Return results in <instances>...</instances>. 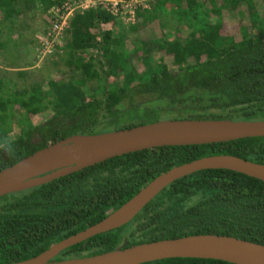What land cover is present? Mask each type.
Masks as SVG:
<instances>
[{"label":"trees","instance_id":"1","mask_svg":"<svg viewBox=\"0 0 264 264\" xmlns=\"http://www.w3.org/2000/svg\"><path fill=\"white\" fill-rule=\"evenodd\" d=\"M62 2L0 0V170L72 134L107 131L125 110L139 111V118L110 131L159 120L161 107L152 102L187 119H264V13L257 10L264 0H152L136 9L134 24L101 6L77 11L57 54L70 70L68 79L23 83L28 65L13 71L6 62L13 59L4 31L24 24L32 9L47 12ZM245 15L249 25L240 20ZM168 27L177 30H162ZM136 33L128 49V36ZM14 126L17 134L10 137ZM220 154L264 164V136L142 149L5 194L0 264L36 256L95 224L160 173ZM195 234L264 245V181L227 169L195 171L167 185L128 223L53 260ZM143 264L234 263L186 257Z\"/></svg>","mask_w":264,"mask_h":264},{"label":"water","instance_id":"2","mask_svg":"<svg viewBox=\"0 0 264 264\" xmlns=\"http://www.w3.org/2000/svg\"><path fill=\"white\" fill-rule=\"evenodd\" d=\"M258 136H264V119H160L112 131L72 134L1 169L0 197L142 149L209 144ZM203 169H227L264 181V164L227 154L203 156L160 173L95 224L51 244L36 256L9 264H143L186 257L217 259L234 264H264L263 244L217 234L161 239L126 248L117 247L92 256L53 260L72 245L128 223L167 185Z\"/></svg>","mask_w":264,"mask_h":264},{"label":"rangeland","instance_id":"3","mask_svg":"<svg viewBox=\"0 0 264 264\" xmlns=\"http://www.w3.org/2000/svg\"><path fill=\"white\" fill-rule=\"evenodd\" d=\"M146 4L149 7V2L152 0H146ZM257 10L260 14L264 13V6L259 3L257 5ZM239 19V17H238ZM242 23L245 25H249L250 21L247 15L240 18ZM48 15L47 12H43L37 7L35 9L30 10L29 14L26 16L25 23L22 25H19L15 29H12L10 32L8 30H5V34L9 36L10 40V46H12V49L10 53L8 54V57L12 58L13 61H6L7 63L11 62V66H15L13 71H17L19 68L17 66H23L28 65L25 67H22V69H25L28 72V76L26 77V81L23 83H29V82H38L41 81L42 78L53 77L55 79H68L70 75V70L64 66L61 61L59 60L57 54L60 52V50L53 52L52 54L46 55L44 58L40 59L36 56V47L38 43V36L43 34L48 29ZM108 27V26H103ZM172 27H168L165 29H162L166 33H172L173 31L177 29H171ZM181 33V32H180ZM183 33V32H182ZM181 33V34H182ZM141 34V33H140ZM140 34H130L126 43V47L128 49L131 48V41L133 38H138ZM63 36L65 37L64 33ZM62 36V42L64 41V37ZM159 51L158 47L154 46V53L153 57L154 59H158L159 57ZM85 54H89V52H85ZM134 61V60H133ZM165 63L168 65V67H171L168 63V59L166 58ZM7 65V64H6ZM4 67V65L0 64V68ZM11 70V69H10ZM21 82L23 80H20ZM151 105H156L161 107V113L158 115L159 120L160 119H183L184 112H165V110L162 108V105H159L158 103L152 102ZM140 114L139 111L136 110H125L120 114V117L118 118V121L116 122V125L113 124L112 126L107 127V131H110V129L118 126H124L131 124L135 122V119L139 118L137 117ZM158 119V118H157ZM145 121V120H143ZM17 127H13L10 129L9 136L12 137L14 134H17Z\"/></svg>","mask_w":264,"mask_h":264},{"label":"built area","instance_id":"4","mask_svg":"<svg viewBox=\"0 0 264 264\" xmlns=\"http://www.w3.org/2000/svg\"><path fill=\"white\" fill-rule=\"evenodd\" d=\"M146 0H63L60 5H53L48 11V29L38 36L36 56L40 59L55 51L62 50V36L66 31L70 18L77 11L101 6L111 15L119 17L122 21L134 24L136 9L148 8Z\"/></svg>","mask_w":264,"mask_h":264},{"label":"crops","instance_id":"5","mask_svg":"<svg viewBox=\"0 0 264 264\" xmlns=\"http://www.w3.org/2000/svg\"><path fill=\"white\" fill-rule=\"evenodd\" d=\"M5 39L7 40V39H9V36L7 35V36H5Z\"/></svg>","mask_w":264,"mask_h":264}]
</instances>
